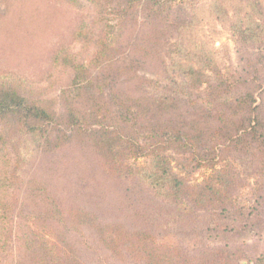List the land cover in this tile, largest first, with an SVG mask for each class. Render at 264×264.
<instances>
[{"label": "trees", "instance_id": "obj_1", "mask_svg": "<svg viewBox=\"0 0 264 264\" xmlns=\"http://www.w3.org/2000/svg\"><path fill=\"white\" fill-rule=\"evenodd\" d=\"M55 1L74 10L92 6L94 28H76V20L67 26L74 41L90 50L79 58L64 42L52 47L50 64L71 71L69 83L54 101L32 93L24 75L0 66V264H28V252L36 248L30 263H49V259L37 258L38 247L50 250L65 230L85 223L84 218L94 221L81 207L70 206L64 213L43 168V174L34 172L36 177H29L33 165H26L29 161L57 156L75 146L84 153L87 149L109 179H136L181 206L186 201L203 204V208H222L229 199L232 180L226 171L230 158L224 156L225 151L255 147L261 156L256 158L251 152L252 161H257L251 207L262 206L264 134L259 128L264 123L257 112L262 105L257 95L264 93V49L250 42L264 35L260 22L242 30L251 45L245 66L233 73L224 68L226 73L217 71L211 78L205 68L187 66L171 58V51L165 52L168 56L162 52L172 46L179 53L174 45L180 42L175 40L192 24L193 17L189 21L172 17L174 6H183L181 0ZM183 10L186 14L194 8ZM170 28L176 32L175 40H154V34ZM149 29H154L153 39H144ZM155 59L160 72L141 73ZM176 68L182 71L181 81L171 76ZM57 103L63 104L62 111ZM247 138L251 140L243 143L241 139ZM188 156L203 170V181L194 184L199 189L195 198L189 195L193 185L187 186L181 176L185 168L180 163ZM220 160L223 168H217ZM130 161L136 165H127ZM28 204L32 213L27 214L31 222L26 224L20 217ZM250 225L255 226L251 221ZM20 232L25 235L19 236ZM16 243L24 248L20 261L14 253L19 248ZM257 254L255 262L264 264V251Z\"/></svg>", "mask_w": 264, "mask_h": 264}, {"label": "rangeland", "instance_id": "obj_2", "mask_svg": "<svg viewBox=\"0 0 264 264\" xmlns=\"http://www.w3.org/2000/svg\"><path fill=\"white\" fill-rule=\"evenodd\" d=\"M181 1L183 6L175 5L172 17L177 20L181 16L188 21L193 17L192 24L180 40H175L173 28L154 34V40L180 42L174 45L179 53H174L172 46L162 52L171 51V58L187 66L202 71L205 68L211 78L217 71L226 73L224 68L233 73L245 66L244 57L250 55L251 45L245 42L242 30L250 25L256 27V22L264 26V0ZM189 6L194 10H186L185 14L183 9ZM88 7L74 10L55 0L0 3V66L24 75L32 93L54 101L69 83L71 71L50 64L52 47L64 42L79 58L88 55L90 48L83 49L81 43L74 41L67 27L76 20V28L79 25L94 28V11L92 6ZM254 16L258 20H253ZM153 33L154 29L151 32L149 29L143 38L153 39ZM258 38L250 42L264 49V35ZM165 62L171 60L165 59ZM140 70L144 74L159 73V60L150 61ZM171 72L178 81L183 79L178 68ZM188 89L194 92L185 86V90ZM260 95L262 105L257 112L264 123V93L257 95L258 100ZM186 106L189 108V104ZM57 107L63 110L62 103H57ZM259 130L264 134V126ZM241 140L245 143L251 139ZM256 149L239 146L225 151L224 156L230 158L225 163L226 171L232 182L227 194L229 199L222 208H203V204L186 201L185 206H181L158 196L136 179H109L88 150L84 153L79 146L57 156L47 155L49 157H42L38 162L29 161L26 165L33 164L29 177H36L34 172L43 174L44 169L52 193L66 209L65 214L69 212L68 207L77 206L94 218L89 222L84 218L85 223L58 235L56 246H51L50 250L38 247L37 258L50 260L42 264H172L173 260L177 262L174 264H260L254 258L264 251V197L261 207H251L255 194L253 173L257 166L251 152L256 158L261 156ZM188 158L180 163L185 168L181 176L187 186L193 185L189 195L195 198L199 189L194 184L200 185L203 181V170ZM217 164V168H223L224 161ZM127 165L134 167L136 162L130 161ZM31 213L28 204L22 208L20 219L29 224L27 214ZM250 221L255 226H251ZM24 235L19 233V236ZM33 251L28 252L29 258ZM14 253L20 261L24 248L19 247ZM152 257L159 258L160 262L156 263ZM29 258L26 262L31 264Z\"/></svg>", "mask_w": 264, "mask_h": 264}]
</instances>
